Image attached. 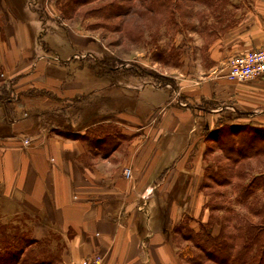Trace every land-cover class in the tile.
<instances>
[{
	"label": "crops",
	"instance_id": "1",
	"mask_svg": "<svg viewBox=\"0 0 264 264\" xmlns=\"http://www.w3.org/2000/svg\"><path fill=\"white\" fill-rule=\"evenodd\" d=\"M7 3L0 0V214L7 216L0 225L20 222L46 246L27 245L13 264H81L95 254L103 264H184L172 228L183 214L197 225L207 219L205 133L217 124L264 131V78L225 76L229 57L264 45V0L210 29L191 55L181 48L177 71L159 72L154 84L171 88L168 98L120 113L108 96L90 107L77 100L94 81L46 61L25 14ZM217 114L223 118L213 127ZM58 115L64 127L53 124ZM106 123L126 136L106 155L88 154L80 139L59 133ZM241 162L264 174V150Z\"/></svg>",
	"mask_w": 264,
	"mask_h": 264
},
{
	"label": "rangeland",
	"instance_id": "2",
	"mask_svg": "<svg viewBox=\"0 0 264 264\" xmlns=\"http://www.w3.org/2000/svg\"><path fill=\"white\" fill-rule=\"evenodd\" d=\"M7 1L8 6L17 16L25 14L29 28H34L32 37L46 61L60 65L67 76L73 75L85 82L94 81V85L77 100H83V105L90 107L91 102L92 104L102 103V99L108 96L110 107L116 113L127 112V110L145 111L151 103L149 107L153 109V104L155 105L165 97L168 98L171 88L154 86L157 81H160L159 72L166 77L172 75L178 69L175 65H177L181 48L185 50L184 56H187L186 52L190 55L193 51L196 52L195 49L199 48L197 44H201L204 39L202 36L208 38L210 29H217L229 16L244 12L251 2V0H218L213 10H209L205 4L194 2L188 7L192 10V18L188 23L182 18L179 10H175L174 19L163 21L159 26L154 43L149 41L151 30L145 29L138 40H131L133 37L128 38L127 33L124 32L125 25L121 27V19L115 18L109 21L95 16L96 13L85 15L84 10L97 6L96 3L84 6L80 11L73 13L69 19H61L59 11L61 0ZM129 30L130 34L136 32L130 23ZM160 83L165 84V80H161ZM170 85L175 84L170 83ZM213 118H215L213 119L215 120L213 127H215L216 123L220 124L223 116L217 114ZM46 121L44 119L42 123ZM46 124H44L45 127L48 125ZM53 124L64 127L67 123L63 116L58 115L54 117ZM109 132L115 133L111 130ZM114 140L116 142V139ZM82 145L85 149L83 142ZM204 151L207 154L205 165L209 164L211 168H215L217 160L223 164L226 162L217 144L209 138ZM252 167L249 162L237 164L229 186H219L203 177L200 183L201 194L205 198H209L206 194H210V197L222 204L224 209H232L240 217H247L250 221H261L259 216L252 215L248 211L250 207L258 208L264 202V195L256 193L258 188H262L264 174H255L257 169L253 171ZM243 187L247 188L251 195L245 202H239L238 198ZM213 192H220L223 195L219 197L217 194H211ZM206 210L208 217L211 211L209 212L207 208ZM212 214L220 216L222 213L215 210ZM186 215L180 221L190 228L197 229V220ZM6 218L7 216L0 214L1 220ZM11 223H14L13 220ZM20 224L22 223L18 222V229L25 232ZM6 226L11 225H5L3 228L5 229ZM178 244L180 248L186 244L189 245L180 236ZM192 250L197 252L195 248Z\"/></svg>",
	"mask_w": 264,
	"mask_h": 264
},
{
	"label": "trees",
	"instance_id": "3",
	"mask_svg": "<svg viewBox=\"0 0 264 264\" xmlns=\"http://www.w3.org/2000/svg\"><path fill=\"white\" fill-rule=\"evenodd\" d=\"M217 1L61 0L59 11L61 19H69L73 13L80 11L84 6L96 3L97 6H91V8L84 10L85 15L96 13L95 16L103 17L109 21L115 18L121 19V27L125 25L124 32L127 33L128 38L133 37L131 40H138L143 30H151L149 41L155 43L159 26L163 21L173 20L175 10H179L182 18L188 23L192 18V10L188 7L194 2L205 4L209 10H213ZM129 23L136 30L134 34H130ZM110 130L115 133L109 132ZM59 133L65 137L80 139L85 144V150L88 154L90 152L101 155H106L126 137L112 123L89 127L82 134L63 131ZM205 138H209L217 144L226 161L223 164L217 160L215 168H211L209 164L204 167V177L219 186L230 183L238 160L264 150V131L262 129L255 130L252 126L241 128L235 125L229 128L217 127L215 130L207 132ZM262 189L264 190V180ZM211 194H217L219 197L223 195L220 192ZM207 195L209 198L204 205L211 212L205 221H198L197 229L190 228L186 223L180 221L187 216L186 214H183L173 225L174 239L179 242L180 236L189 243L182 248L179 246V256L183 263L264 264V202L260 204V207H250L248 210L252 215L260 217L261 221L257 222L250 221L244 216L240 217L232 209H224L222 204L210 197V194ZM250 195L251 192L243 187L238 201L245 202ZM215 210L221 211L222 214L220 216L212 214ZM214 224L218 226V232L215 235L211 233ZM32 243L36 246L38 243L40 251L46 249L45 243L32 240L18 228L6 227L4 229L3 225H0V264L15 263L18 261L20 252ZM192 248H195L197 252H194ZM27 259L23 260L26 262ZM34 259L35 264H40L43 261V258Z\"/></svg>",
	"mask_w": 264,
	"mask_h": 264
},
{
	"label": "built area",
	"instance_id": "4",
	"mask_svg": "<svg viewBox=\"0 0 264 264\" xmlns=\"http://www.w3.org/2000/svg\"><path fill=\"white\" fill-rule=\"evenodd\" d=\"M225 66V76L230 80L245 81L257 77L264 78V45L232 56ZM27 142L24 140V143ZM130 174V168H125L124 175L128 177ZM81 264H103V259L100 255L95 254L84 259Z\"/></svg>",
	"mask_w": 264,
	"mask_h": 264
}]
</instances>
